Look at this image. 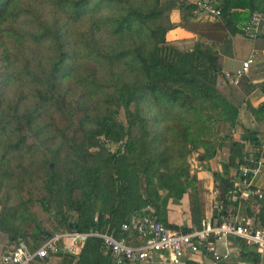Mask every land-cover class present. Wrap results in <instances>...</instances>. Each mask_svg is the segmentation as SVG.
Here are the masks:
<instances>
[{"label":"trees","instance_id":"trees-1","mask_svg":"<svg viewBox=\"0 0 264 264\" xmlns=\"http://www.w3.org/2000/svg\"><path fill=\"white\" fill-rule=\"evenodd\" d=\"M216 1L220 20L198 24L187 0H0V167L18 156L43 160L37 172L50 198L76 213L58 218L65 230L118 235L147 205L170 227L166 206L197 183L187 157L200 148L208 160L230 140L228 165L255 168L225 132L244 93L214 46L219 31H239L245 12L264 15V0ZM175 9L179 25L199 35L189 49L166 39ZM214 177L226 203L234 182ZM226 215L224 206L219 221ZM0 231L24 243L6 218ZM110 263L101 240L89 238L75 264Z\"/></svg>","mask_w":264,"mask_h":264},{"label":"crops","instance_id":"crops-1","mask_svg":"<svg viewBox=\"0 0 264 264\" xmlns=\"http://www.w3.org/2000/svg\"><path fill=\"white\" fill-rule=\"evenodd\" d=\"M179 13L177 9L170 13V20L175 27L166 33V39L173 44L184 39H194V37H197L195 41L198 40V34L179 25ZM249 14L245 12L244 15L242 14L243 17L235 19L239 31L230 32L225 29L219 31L221 35L216 36L214 49L219 55L222 72H236L246 58L252 54L256 55V60L248 73L238 82V88L243 91L244 99L239 108L237 122L233 128L225 130L236 142L245 139V135H254L259 146L255 147L252 142H248L242 147L243 159L246 162L256 160V173L249 177L248 184L241 182L237 167L228 165L230 140H226L208 160H205L203 156L204 150L198 149L195 153L196 157L190 159L197 183L188 189L178 203L170 201L166 206L164 217L171 229L194 230L199 228L205 220L219 221L220 212L224 206L227 215L221 216L220 220L236 216L249 219L256 225L264 224V19L258 36L255 39H249L242 31ZM219 20L207 13H202L194 19L198 24H213ZM202 40L208 44L213 42L206 38ZM214 174L232 180L236 185L234 194L226 199V203L223 202L219 191L220 179L216 182ZM197 184H200L199 188L196 187ZM258 194L261 196L259 197ZM196 216L200 226L195 223ZM68 244L69 240L66 238L59 240L58 252L50 254L42 264H75L81 250L79 253H71L66 249ZM6 248L4 236L0 235V257L10 250ZM217 250L220 253L229 252L228 258L220 260L217 264H264V251L260 252L255 246L238 238L230 237L225 242L219 241ZM182 264H213V259L210 254L201 251L197 254H188Z\"/></svg>","mask_w":264,"mask_h":264},{"label":"built area","instance_id":"built-area-1","mask_svg":"<svg viewBox=\"0 0 264 264\" xmlns=\"http://www.w3.org/2000/svg\"><path fill=\"white\" fill-rule=\"evenodd\" d=\"M192 3L196 7V16L207 13L220 19L221 11L211 0H193ZM263 19L261 12L253 11L242 28L244 35L255 39L260 33ZM255 60L256 55H250L236 72H224L225 77L237 84L248 73ZM239 142L248 144L245 139H240ZM238 171L244 176L241 181L244 184H248V177L256 173L255 168L246 166H239ZM234 192L235 190L229 191L232 194ZM230 237L255 246L260 252L264 251V224L256 225L249 219L234 216L221 221L205 220L199 228L183 232L168 227L158 219L155 209L147 205L142 213L133 215L129 221L120 224L118 235L113 231L97 229L87 232H59L46 239L37 249H30L23 242L18 243L0 257V264H42L50 254L58 252V242L65 238L69 240L66 249L71 253H79L89 238L100 239L104 253L111 259L110 264H182L188 254L201 251L210 254L213 264H217L229 256L228 251L220 253L217 250V243L221 240L225 242Z\"/></svg>","mask_w":264,"mask_h":264},{"label":"rangeland","instance_id":"rangeland-1","mask_svg":"<svg viewBox=\"0 0 264 264\" xmlns=\"http://www.w3.org/2000/svg\"><path fill=\"white\" fill-rule=\"evenodd\" d=\"M192 1L187 0V2ZM212 1L215 6L218 4V1ZM179 15L181 22V12ZM192 28L197 29L195 26ZM194 39L180 40L175 45L181 49H189L194 45ZM120 117L124 121L123 111H121ZM109 148L111 151H115L117 145L111 144ZM196 152L187 157L191 174H195V172L190 164V159L195 156ZM36 160L18 156L0 167V222L6 218L7 221L18 226L24 243L31 247L42 243L44 237L68 231L58 221L61 216L67 221L76 218V213L72 209H68L66 206L58 207L54 198H50L44 188L46 177L43 173L37 172V170L44 169L45 164L41 159ZM26 170L28 173L32 171L34 174L26 177L25 174H22ZM198 185L200 186L197 184L196 187ZM0 235L4 236L7 250L17 245V240H12L8 234L0 231Z\"/></svg>","mask_w":264,"mask_h":264}]
</instances>
